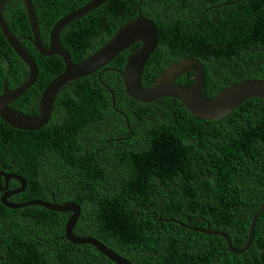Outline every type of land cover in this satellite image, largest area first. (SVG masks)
I'll return each instance as SVG.
<instances>
[{
	"label": "trees",
	"instance_id": "1",
	"mask_svg": "<svg viewBox=\"0 0 264 264\" xmlns=\"http://www.w3.org/2000/svg\"><path fill=\"white\" fill-rule=\"evenodd\" d=\"M12 1L3 18L15 36L25 37L20 43L37 66L35 82L14 107L35 115L42 90L64 65L36 50L24 5ZM88 1L31 0L43 44L58 19ZM138 14L157 28L143 87L186 57L201 62V91L208 98L230 84L264 79V0H107L64 26L59 39L79 62ZM138 45L63 86L41 128L20 130L0 119V168L28 181L9 201L76 203L73 232L132 264H264V209L241 253L231 252L220 235L192 230L209 227L227 234L234 248L245 245L264 197V100L250 98L219 120L193 116L172 98L133 100L119 70ZM7 61H15L16 82L24 83L27 67L0 32V85ZM176 82L192 84L193 73ZM69 215L0 202V264H116L93 246L63 237Z\"/></svg>",
	"mask_w": 264,
	"mask_h": 264
},
{
	"label": "water",
	"instance_id": "2",
	"mask_svg": "<svg viewBox=\"0 0 264 264\" xmlns=\"http://www.w3.org/2000/svg\"><path fill=\"white\" fill-rule=\"evenodd\" d=\"M6 1L7 0H0V32L15 55H17L28 68L26 81L13 90H8L4 87L3 93L0 96V119L13 128L25 131H34L41 128L49 120L54 98L63 86L77 78L98 71L107 65L118 53L128 49L136 43L139 44L138 47L128 55L122 69L119 70L124 91L126 95L133 100L139 102H153L161 98L176 99L179 101L180 106H183L190 114L205 120H219L232 113L250 98L257 97L264 100V79L242 80L230 84L212 98L206 97L201 91L204 69L201 62L194 57H186L176 63L169 64L162 74L154 79L151 85L143 87L141 85V74L147 59L156 47L157 28L151 19L145 18L141 14H138L135 18L120 25L114 31L113 35L97 50L79 62H73L59 39L61 29L107 0H90L81 7L63 15L51 27L47 46L41 41L38 22L31 0H21L32 33V36L29 38L32 45L42 55L58 56L62 60L64 68L63 71L53 77L42 90L37 104V114L28 115L20 111H15L9 108L8 104L13 99L21 96V94L35 82L37 77V66L33 57L20 43L25 37L15 36L3 18L2 10ZM188 72L193 73L192 84H178L176 79L180 75ZM99 76L98 74V77ZM110 94L112 107L115 108L113 93L110 92ZM117 111L125 117L121 111ZM125 121L128 125V120L126 118ZM2 173L3 172L0 170V176ZM13 177L19 180L21 184V187L13 192L22 191L24 188V180L18 175ZM6 178L8 177L6 176ZM0 202L12 209L34 204L53 211L69 212L70 215L64 226L63 237L66 240L73 244L91 245L116 264H132L126 258L117 254L95 238L78 236L73 232V227L80 212V207L74 202L57 204L44 200L32 199L23 203H14L6 200V194L1 196ZM263 209L264 197L250 222L248 239L245 245L240 249L233 247L230 239L224 232L212 231L209 227L205 229L192 228V230L210 235H220L226 240L231 252L241 253L251 245L254 237L255 221Z\"/></svg>",
	"mask_w": 264,
	"mask_h": 264
},
{
	"label": "flooded vegetation",
	"instance_id": "3",
	"mask_svg": "<svg viewBox=\"0 0 264 264\" xmlns=\"http://www.w3.org/2000/svg\"><path fill=\"white\" fill-rule=\"evenodd\" d=\"M7 1H11L13 3L12 0H7ZM7 1L5 2V4L7 3ZM2 12H3V10H2ZM12 64H15V61H13ZM12 64H10L9 61H7V66L9 67V69H8V71L6 73V76L4 77L3 83L0 85V96L3 93L4 87H6L8 90H13V89H15L16 87H18L20 85V84L18 85V83L16 82L17 81V77H16L15 71L12 69ZM16 67L19 68V65L17 64ZM10 70H13L14 71V74L9 75V71ZM27 74H28V68H27ZM26 78H27V76H26ZM5 83H6V86H5ZM19 97L15 98L11 102H9L8 106H9V108H11V109H13L15 111L23 112L22 111L23 109H21V108H15L14 107L15 104L17 103V101L19 100ZM37 101H39V99ZM26 106H28V105H26ZM26 106H24V107H26ZM29 106H30V104H29ZM29 106L27 108H29ZM31 115H33V114H31ZM0 170L3 172L2 175L0 176V198H1L2 195H5L6 194V200L9 201L12 198V196H14V195H16V194H18V193L21 192V191H19V192H13V191L18 190L21 187L20 181L17 180L16 178H14L13 176H17L18 175V176H20L24 180V188H23V190L26 188V186L28 184V181L22 175H19V174H16V173L7 171L6 167H2V168H0ZM6 176L8 178H6ZM13 183H16V186H13ZM51 195H52V197L54 196V194H51Z\"/></svg>",
	"mask_w": 264,
	"mask_h": 264
},
{
	"label": "rangeland",
	"instance_id": "4",
	"mask_svg": "<svg viewBox=\"0 0 264 264\" xmlns=\"http://www.w3.org/2000/svg\"><path fill=\"white\" fill-rule=\"evenodd\" d=\"M32 200V199H31ZM29 201V200H28Z\"/></svg>",
	"mask_w": 264,
	"mask_h": 264
}]
</instances>
